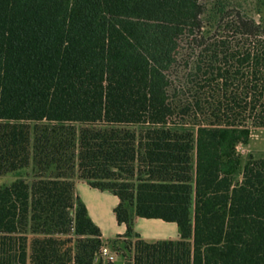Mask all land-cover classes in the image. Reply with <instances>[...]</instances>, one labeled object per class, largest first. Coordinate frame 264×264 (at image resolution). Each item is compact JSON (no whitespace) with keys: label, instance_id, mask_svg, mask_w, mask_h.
Here are the masks:
<instances>
[{"label":"trees","instance_id":"16d2710c","mask_svg":"<svg viewBox=\"0 0 264 264\" xmlns=\"http://www.w3.org/2000/svg\"><path fill=\"white\" fill-rule=\"evenodd\" d=\"M256 129L264 0H0V177L26 173L0 186V264H264V159L237 151Z\"/></svg>","mask_w":264,"mask_h":264},{"label":"rangeland","instance_id":"374dc122","mask_svg":"<svg viewBox=\"0 0 264 264\" xmlns=\"http://www.w3.org/2000/svg\"><path fill=\"white\" fill-rule=\"evenodd\" d=\"M237 151L240 154L241 162L242 164L245 163V161L248 159L249 156H252L254 158H262L264 159V129H256L252 131L250 140L247 145H240L237 147ZM19 177H26V173L24 171L16 173V174H9L6 176L0 177V186L8 185L13 180L19 178ZM77 189H75L76 194L80 197L86 200L90 206V210L92 213L93 218L100 222V225L103 227L102 233L107 234L109 237H105L103 241L108 243L112 240H114L117 236H121L125 233V227L122 225L118 226L115 222V218L113 215V208H114V201L116 198L110 194L106 193L104 199L100 200L97 198H90V195L88 193L82 192V186L81 185H87L85 182H82ZM89 189V188H88ZM77 190V191H76ZM96 191V190H94ZM99 193V192H98ZM101 197V196H100ZM100 217L102 219H100ZM139 219V218H138ZM136 221V220H135ZM143 221V220H141ZM146 221V220H144ZM141 222V223H147V222ZM150 222V221H149ZM158 223H162L160 221H155ZM111 225V226H110ZM146 225V224H143ZM142 224H138V226L134 223V231L136 232V227L139 229L136 233L137 234H143V236H146L150 239H147L148 242H155L158 240H166L163 239V235L159 233L158 230H156L153 227L145 228ZM143 226V227H142ZM109 234V235H108ZM155 237V238H153ZM109 248V247H108ZM110 249V248H109ZM115 264H121L123 263V259L120 255H116V258L114 260Z\"/></svg>","mask_w":264,"mask_h":264},{"label":"crops","instance_id":"0c3cea01","mask_svg":"<svg viewBox=\"0 0 264 264\" xmlns=\"http://www.w3.org/2000/svg\"><path fill=\"white\" fill-rule=\"evenodd\" d=\"M74 184H75V189H77V187L80 185V184H82L81 183V181L80 180H78L77 178H74ZM82 186V192H84V193H88L89 195H90V198H97V199H100V200H102V199H104V197H102V196H105L104 194H106V193H108V192H100V191H98V190H96V189H92V188H90L88 185H81ZM89 188V189H88ZM94 190H96V191H94ZM77 191V190H76ZM99 192V193H98ZM101 196V197H100ZM115 197V196H114ZM80 198V197H79ZM116 198V197H115ZM81 200H82V202L85 204V206H86V208H87V211H88V214H89V216H90V218H91V220L94 222V224L100 229V231H101V234H102V240H104V239H106L105 237H109V236H107V234H104V233H102V229H103V227L100 225V222H97L94 218H93V216H92V213H91V210H90V206H89V204H88V202L86 201V200H84L83 198H80ZM117 203H118V199L116 198V200L114 201V207L117 205ZM100 219H102L101 217H100ZM141 220H146V221H144V222H147V223H141V222H143V221H141ZM150 221V222H149ZM156 220H147V219H136V221H134V223H135V225L136 226H138V224H146V225H143L145 228H147V226L148 227H153V228H155L156 230H158L159 231V233L160 234H162L163 236L162 237H164L163 239H166V240H169V239H171V240H175V239H178L179 238V234H178V230H177V227H176V225L174 224V223H166V222H163V221H160V220H157V221H160V222H162V223H158V222H155ZM116 222V221H115ZM118 225V224H117ZM111 226V225H110ZM119 226V225H118ZM121 226V225H120ZM123 226V225H122ZM142 226V227H143ZM124 227V226H123ZM136 230L138 231L139 229H137V227H136ZM136 231V232H137ZM140 231V230H139ZM138 233V232H137ZM109 235V234H108ZM140 235V237L142 238V239H144V240H146L147 241V239H150V237L151 236H149V238L148 237H146V236H143V234H139ZM153 238H155V237H153ZM104 242V241H103ZM104 243H106V242H104Z\"/></svg>","mask_w":264,"mask_h":264},{"label":"built area","instance_id":"2783aa9c","mask_svg":"<svg viewBox=\"0 0 264 264\" xmlns=\"http://www.w3.org/2000/svg\"><path fill=\"white\" fill-rule=\"evenodd\" d=\"M101 255L109 262H114L116 253L112 252L107 246L101 247Z\"/></svg>","mask_w":264,"mask_h":264}]
</instances>
